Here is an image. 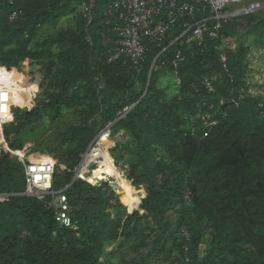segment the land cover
Masks as SVG:
<instances>
[{
    "label": "trees",
    "instance_id": "obj_1",
    "mask_svg": "<svg viewBox=\"0 0 264 264\" xmlns=\"http://www.w3.org/2000/svg\"><path fill=\"white\" fill-rule=\"evenodd\" d=\"M112 2H98L92 24L79 12L74 29L34 43L43 26L57 27L62 18L74 13L77 1L0 0V70L7 72L18 65L26 74L20 87L44 96L34 107L15 109V134L45 117L54 122L68 109L80 108L86 119L59 134L60 146H47L60 163L54 188L72 182L81 155L99 130L132 105L112 125L124 130L132 144L123 147L119 155L112 154L119 159L124 157L123 151L135 155L129 179L137 185L122 172L110 170L75 180L67 189L75 228L60 226L55 210L35 197L20 194L0 202V264H103L106 243L138 238L147 226L156 225L163 231L168 225L167 212L181 204L187 193L190 203L182 208L174 234L179 253L170 264H186L182 262L186 241L180 239L183 227L191 235L192 264H264V100L247 97L239 107H225L227 115L220 116L204 136L199 113L208 110L212 102L219 106L220 98L227 97L233 85L214 50L215 39L184 49L186 61L180 67L177 92L169 94L161 78L173 74L170 62L179 46L172 45L163 53L151 74L161 50L155 44H149L140 67L124 58L110 61L118 35L105 23L104 12ZM231 23L223 31L226 36ZM260 25L254 27L260 34L255 45L264 48ZM106 38L113 42L105 44ZM248 50L229 52L237 82L242 81L238 68ZM48 60L50 74L43 80L34 70ZM211 73L218 75L212 93L202 85L204 76ZM99 113L105 121L90 123ZM3 131L0 136L4 139L5 134L10 148L23 151V141L11 131ZM158 149L168 158L152 165L153 151ZM99 150V144L90 149L81 171L92 163L99 165L102 159L93 156ZM108 186L114 189L109 191ZM25 188L23 164L0 139V193H22ZM118 190H122L130 212ZM207 236L209 254L201 257L199 249ZM140 247L135 245V249Z\"/></svg>",
    "mask_w": 264,
    "mask_h": 264
},
{
    "label": "built area",
    "instance_id": "obj_2",
    "mask_svg": "<svg viewBox=\"0 0 264 264\" xmlns=\"http://www.w3.org/2000/svg\"><path fill=\"white\" fill-rule=\"evenodd\" d=\"M76 1L88 25L92 24L96 6L100 0ZM263 8L264 2L260 0H113L104 12L105 23L118 35L115 41L116 48L109 60L124 58L135 67H140L146 59L149 44H155L161 50L151 65L150 71H152L160 61L161 55L172 45H177L179 46L177 54L170 64L173 75L178 78L180 67L186 61L184 49L190 48L195 43L204 45L208 38L215 39L214 50L233 85L228 90V96L220 98L219 106L212 102L208 110L199 113L206 129L204 136H208L209 129L218 124L219 117L227 115L228 110L225 107H239L247 97L259 95L254 88L257 80L254 64L257 61L253 60V63L248 64L247 69L251 71L241 79V82H237L234 74L231 73L230 49L226 42L227 36L223 31L229 22L242 16L254 15ZM15 16L16 13L11 16V19ZM166 41H169V45L165 44ZM165 64L163 62V65ZM163 65L158 67L161 68ZM217 78L216 73L206 74L202 85L212 93L215 91L214 82ZM10 92V86L0 81V124L3 126L15 120V104ZM5 142V147L18 156L23 164L26 188L22 193L1 192L0 202L10 201L12 197L20 194L35 197L55 210V217L60 226L75 228L77 222L71 212L72 207L67 194V189L73 182L62 189L54 188L57 162L51 158L30 162L21 151L15 153L7 140ZM93 143L81 159L72 181L82 179L78 176V171L94 145ZM180 239L186 241L182 246L184 251L182 262L192 264L188 244L191 235L187 228L181 229Z\"/></svg>",
    "mask_w": 264,
    "mask_h": 264
},
{
    "label": "rangeland",
    "instance_id": "obj_3",
    "mask_svg": "<svg viewBox=\"0 0 264 264\" xmlns=\"http://www.w3.org/2000/svg\"><path fill=\"white\" fill-rule=\"evenodd\" d=\"M260 1L264 2V0ZM77 8L78 9L74 13H71L67 17L62 18L57 27H52L50 25L43 26L40 29L36 39H34V43L43 40L49 35L61 34L67 30L74 29L77 23V17L80 12L78 6ZM251 16V18H237L236 20H234V22L232 21V23L228 25V29H231V32L229 36L226 37V42L228 44L230 52L237 53L241 48H249L246 59L244 63L239 66L238 72L240 75H242L241 78L243 79L245 75L251 71L249 70V68L247 69L248 64L253 63V60L257 61L256 64H254L256 65V67L254 68L256 71L257 79L254 84V88L255 91L259 94L257 95V97H262L261 100H264V48L255 45L257 39L260 37V34L254 28L256 24H261V31L264 32V8ZM233 26H235V28H233ZM104 41L105 44L112 43L113 39L106 38ZM54 64H51V68L54 66ZM49 65V60L45 63L40 64V67L35 69L34 73L39 75L44 80L45 77L49 76L48 74H50ZM1 66L2 65L0 64V67ZM50 76H52V74ZM25 78L26 74L18 65L11 66L7 72H3L0 70V81H3L10 86V96L13 103L15 104L14 111L16 108L24 111L30 107H34L36 103L42 101L44 98L43 95H38L33 91H24L20 87V85L24 83ZM99 84L101 86H104L103 81H99ZM161 85L167 89L169 94H175L177 92L178 79L171 73L167 74L161 78ZM96 120H99L100 123H103L105 121L104 114H96V116L89 121L90 123H92ZM85 121V116L80 108L68 109L65 110L64 114H62L56 121L52 122L48 117H45L43 120L35 121L33 124L23 129L19 135H16L14 130L16 129L17 115L15 113V120L13 124L6 123L4 124V126L0 124V130H4L5 133H7V131H11L13 134H15V136L23 141L24 149L21 152L24 156L28 157V160L30 162L41 161L44 158H51L52 160H55L58 165L60 164L57 159L58 156L55 152H53V150L48 149L47 146H60L59 134L72 126L80 123H85ZM109 125L110 122H107V124L99 130L96 137L89 144L90 146L95 141L92 148L96 147L99 144L100 150L93 153V156L97 161L99 159H102L101 162L99 163V165L92 163L90 167L84 168L82 171L80 168L79 173H81V175L83 176L89 175L88 177H93L94 175L107 170L113 171L118 174L122 172V174L130 181V183L133 186L137 187V185L133 184L131 179H129V165L130 161L135 158V155H133L129 151H123L122 157H124L122 159H119L114 157L112 154L115 153L119 155L121 153V149L123 147L131 145L133 140L130 136L126 135L125 131L122 129H115L112 126L110 128L111 130H109ZM106 128L108 129L105 130ZM99 134L101 135L99 136ZM0 139L2 142L4 140L6 141L5 134L4 139L1 136ZM89 146L87 147V149L89 148ZM87 149L85 150V152L87 151ZM109 151L111 155L109 154ZM85 152L81 155V159L83 158ZM153 154L152 165H154L158 160L168 158L167 154L163 150H154ZM111 161H114L116 165H113ZM90 184L95 186L97 185L94 183ZM108 187L109 191L111 189H114L112 186ZM116 193L119 195L122 203L127 206L128 212H130L129 203L127 201H123L121 197L122 190H118V192ZM189 203L190 195L187 193L181 204L177 205L175 208L167 212L165 222L168 225L163 231H160L159 227H157L156 225L151 224L153 226H147V231L143 232L138 238H133L130 240L120 238L115 242L106 243L101 256L102 263L170 264L171 259H173V257H175V255L179 253V250L175 246L174 234L176 232V228L182 214V208ZM136 244H141V247L139 249H135ZM209 245L210 237L207 236L199 249V254L201 255V257H205L207 256V254H209V251L207 252ZM162 247H166V250H162Z\"/></svg>",
    "mask_w": 264,
    "mask_h": 264
},
{
    "label": "water",
    "instance_id": "obj_4",
    "mask_svg": "<svg viewBox=\"0 0 264 264\" xmlns=\"http://www.w3.org/2000/svg\"><path fill=\"white\" fill-rule=\"evenodd\" d=\"M151 72H152V71H150V74H151ZM150 82H151V75L149 76V80H148L147 87H146V90H145L144 95L146 94V92H147L148 89H149ZM133 106H134V105H132L131 107L125 108L122 112H120V113L118 114V117L116 118V120H115L114 122L110 123V125L108 126V128H111L112 125H113L114 123H116V122L119 121L123 116H125L126 113H127L128 111H130V109L133 108ZM97 138H98V137H97ZM97 138H96V139H97ZM72 182H74V180H73Z\"/></svg>",
    "mask_w": 264,
    "mask_h": 264
},
{
    "label": "bare ground",
    "instance_id": "obj_5",
    "mask_svg": "<svg viewBox=\"0 0 264 264\" xmlns=\"http://www.w3.org/2000/svg\"><path fill=\"white\" fill-rule=\"evenodd\" d=\"M107 129H108V128H106L105 130H107ZM105 130H104V131H105ZM104 131H103V132H104ZM101 134H102V133H101ZM101 134H99V136H100ZM99 136H98V137H99ZM3 143H4V145H5V143H6L5 140L3 141ZM80 168H81V167H80ZM79 170H80V169H79ZM78 176H80V178H82V179H85V178H87L89 175H87V176H83V175H81V173H79V171H78Z\"/></svg>",
    "mask_w": 264,
    "mask_h": 264
}]
</instances>
